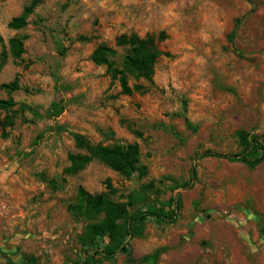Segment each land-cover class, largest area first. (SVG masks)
Listing matches in <instances>:
<instances>
[{"label": "rangeland", "instance_id": "rangeland-1", "mask_svg": "<svg viewBox=\"0 0 264 264\" xmlns=\"http://www.w3.org/2000/svg\"><path fill=\"white\" fill-rule=\"evenodd\" d=\"M27 8L25 26L10 28ZM131 33L164 55L152 84L129 79L123 95L90 56L105 43L119 67L116 40ZM0 38V100L13 102L0 107V264H80L84 223L66 210L79 187L133 201L129 212L180 201L175 223L149 219L128 254L102 264H264V161L203 156L259 157L241 136L264 144V0H0ZM12 38L23 41L18 58ZM14 80L18 90L2 88ZM62 98L56 119L20 108ZM72 134L92 147L136 143L144 174L97 159L69 170L70 155L89 156Z\"/></svg>", "mask_w": 264, "mask_h": 264}, {"label": "trees", "instance_id": "trees-1", "mask_svg": "<svg viewBox=\"0 0 264 264\" xmlns=\"http://www.w3.org/2000/svg\"><path fill=\"white\" fill-rule=\"evenodd\" d=\"M30 12L27 8L23 15L13 18L8 26L13 29H19L25 26V18ZM0 42L2 39L0 38ZM116 43L125 46V54L119 67L116 66L110 57L115 55V51L107 44H99L90 56V60L95 65H106L107 74L112 80L116 78L120 82V94H130L132 89L128 85L129 79L145 80L152 84L154 65L157 60L164 55L159 49L154 38L147 36L140 38L135 33L121 35L117 38ZM10 53L14 58H18L23 53V41L20 38H12L9 42ZM4 51L2 52V55ZM4 55L2 56V58ZM2 88L13 92L19 89L17 81L14 80L8 84L2 85ZM135 89H140L139 85H134ZM54 89L57 92H65L70 89L68 85L59 83L55 80ZM28 92V89H24ZM64 99L51 101L49 106L41 109L39 106L21 104V109H26L34 119H56L64 111L65 106L62 104ZM13 105V102H4L0 100V107ZM53 132H57L62 127H49ZM78 148H85L89 156L70 155L72 166L69 170L76 172L82 169L90 160L97 159L117 171L120 175L129 178L135 173L144 174L145 167L141 165L139 158V148L136 143L133 144H115L113 146H89L84 145L83 139L78 134H72ZM245 145V150L250 154H258L259 157L248 158L245 154H222L206 152L203 156L218 157L231 162H243L249 167H255L264 161V144L254 136H241ZM34 144H36L34 142ZM191 179L194 177L192 170ZM190 184L183 187L188 188ZM107 188H111L108 185ZM111 193L100 192L90 194L82 187L78 188L75 201L66 206V210L71 214L74 220L84 223L83 229L78 237L81 247L80 264H102L103 260H112L118 254H128L129 245L127 238H140L144 234L145 225L149 219L154 218L159 223L173 224L179 217L180 201L176 197L171 203L169 211L163 208L156 209L148 206L145 209L138 208L128 211V206L133 204L128 202L122 204L113 201ZM134 200V199H132ZM137 201V200H134ZM120 222V223H119Z\"/></svg>", "mask_w": 264, "mask_h": 264}]
</instances>
